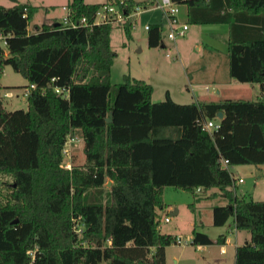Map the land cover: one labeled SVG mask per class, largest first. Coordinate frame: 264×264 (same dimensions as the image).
<instances>
[{
    "label": "trees",
    "instance_id": "1",
    "mask_svg": "<svg viewBox=\"0 0 264 264\" xmlns=\"http://www.w3.org/2000/svg\"><path fill=\"white\" fill-rule=\"evenodd\" d=\"M10 1L0 6V74L11 67L35 89L26 110L7 112L0 99V264H166L176 242L159 232L166 187L195 197L217 190L226 202L212 208L213 226L233 218L249 236L234 264H264V201L238 198L229 171L264 166V0H173L190 25H228V75L260 89L255 101L183 105L168 93L152 102L151 85L130 75L111 84L114 26L93 25L103 4L71 0L66 25L45 19L29 30L34 6ZM125 2L127 14L154 6ZM132 26L121 27L128 40ZM162 30L148 27V48H160ZM203 121L220 128L208 133ZM76 132L85 159L68 170L63 146ZM191 237L193 246L212 244L195 229Z\"/></svg>",
    "mask_w": 264,
    "mask_h": 264
},
{
    "label": "rangeland",
    "instance_id": "2",
    "mask_svg": "<svg viewBox=\"0 0 264 264\" xmlns=\"http://www.w3.org/2000/svg\"><path fill=\"white\" fill-rule=\"evenodd\" d=\"M19 3L29 2L32 7L34 6L35 11L32 17V22L29 25V30L33 29L34 24H42L45 19L54 18L66 25V15H67V5L70 0H14ZM85 4H104L108 0H83ZM138 2H144L147 0H136ZM159 0H153V7L144 10L135 16H132L128 21L132 23V28L130 34L132 36L131 40H128L124 35L122 26H114L110 33V46L112 50L116 53L117 57L111 67V84L118 85L123 82V77L130 75L132 78L137 80H142L151 85L152 90H154L152 98L154 101H163L164 94L166 90H170L173 94L185 90L184 86H187L190 92L185 90L188 94H191L192 86L188 84L186 74L189 78L196 80L195 75L198 79H203L207 90H204L207 95L215 96L216 89H214L209 83L211 78H213L212 73L215 67L223 68L225 67V62L216 64L210 59L209 55L212 51L203 50V56L200 57L196 52L195 48H191V44L188 45L182 38L172 42L168 40L166 35V29L162 30L163 41L166 45L165 48H148L147 46V35L144 30L145 26L151 25H166V19L163 17L161 11L156 8V2ZM113 2V0H111ZM0 6L4 8H10L14 6V3L10 0H0ZM181 9L179 7V19L182 20L183 17ZM52 22V21H49ZM165 27V26H163ZM188 31V30H187ZM186 31V32H187ZM191 29L187 33H189ZM185 33V34H187ZM184 38V37H183ZM183 40V41H182ZM202 43L214 48L215 43L211 41L209 36H205L201 39ZM179 45L178 56L173 52L174 44ZM182 43V44H181ZM216 49L225 47V42L218 41L216 43ZM206 46V45H204ZM202 55V54H201ZM218 57L222 55L218 52L216 53ZM200 58V59H199ZM216 64V65H215ZM216 69V68H215ZM217 77V73H214ZM193 83V82H192ZM27 85L25 79L18 73H14L11 67H4L0 74V99L2 101L3 108L7 112H14L17 110H26V97L23 94L24 87ZM203 88V86H202ZM237 90L234 88L230 90L229 97L233 100L243 99L248 101H255L257 97L260 96V89L248 90L243 86L238 87ZM72 136V135H71ZM77 138V145L72 147L71 159L65 158L63 161V166L65 164L82 165L84 163V154L81 148L82 138L79 132L73 135ZM72 136V137H73ZM229 171L233 176H237L239 179L243 180L242 183L238 184L235 195L240 198L243 197L246 200H253L256 202L264 201V166L258 168L251 165H240L238 167H229ZM1 180H6L5 177L0 176ZM106 187H110L107 182ZM219 194V192H217ZM207 194V193H206ZM164 200H173L180 204L182 213L180 218H182L181 227V237L183 242H189L190 240V230L191 220L196 221L197 227L196 231L202 232L203 228L199 226V223L205 224L204 230L211 236H216L217 227L211 225V211L210 205L222 206L226 200L222 197L220 200L214 199H204L196 205L201 204L197 209L192 210L190 206L194 203L192 196L188 192H183L172 187H166L164 193ZM202 195V194H198ZM205 196L202 195L203 198ZM188 198V200H187ZM209 198V197H207ZM179 218V219H180ZM173 222L165 225L163 229H169L177 224V220L171 218ZM242 233L248 235L245 231ZM248 237V236H247ZM178 246V245H177ZM170 247L166 251V264H234L231 254H228V249H224L223 253L220 252V247H214L205 253L201 251H193L192 249H187L186 246ZM186 248V249H185ZM178 259V263L175 260Z\"/></svg>",
    "mask_w": 264,
    "mask_h": 264
},
{
    "label": "crops",
    "instance_id": "3",
    "mask_svg": "<svg viewBox=\"0 0 264 264\" xmlns=\"http://www.w3.org/2000/svg\"><path fill=\"white\" fill-rule=\"evenodd\" d=\"M71 1V0H70ZM137 3H144V2H138L136 0H133ZM89 4V3H88ZM183 10L181 9L182 12V17L183 19L180 20V22L182 23H187V10L185 6H182ZM149 9V8H148ZM54 18H52L53 20ZM48 20V19H46ZM52 20H48V21H52ZM39 25V24H36ZM165 26L163 27V29H166V25H162ZM189 29H191V31L189 33H187L189 31ZM188 31L186 32L187 34L185 35L184 38H182L188 45L191 46V48H195L196 52L199 54L200 57L203 56L202 51L203 50H208V51H212L209 55L210 59L215 63H221V61H223V63L225 62V67L223 68H217L215 67L213 69V73L212 76L213 78H211V84L209 83V85H211L214 89H216V93L215 96H210L207 95V91L208 89L206 88V84L204 82L203 79L199 80L198 76L195 75L196 80H192L189 78V75L186 74V78L188 81L189 86L191 85L193 89H191V94H188L185 90H187L188 92H190V90L188 89L187 86H184L185 90L181 91L180 89H178V92L176 94H173V92H171L170 90H166L164 96L166 97V93L169 94V97L171 98V100L178 105H183V104H191V103H201V102H218L220 100L223 99H230L229 97V92L230 90H233L234 88H236L237 90L239 89L238 87L243 86L244 88H248V90H256L259 89L258 85H251V84H247V83H237L236 81H234L233 79H230L229 75H228V66H227V43H228V39H229V27L227 24H199V25H190L188 24ZM205 36H209L211 41L214 42H209V43H215L214 48L210 47V45L208 46V43H202L201 39ZM182 40V41H183ZM218 41H222L225 42V47L223 48V46L221 47V50L216 49L215 47L217 46L216 43H218ZM182 44V43H181ZM163 48L166 47L164 41L162 43ZM206 45V46H204ZM161 48V49H163ZM179 45H176V43L174 44L173 52L175 53V55L178 56V49ZM220 53L222 55V57H218V55H216V53ZM202 54V55H201ZM200 59V58H199ZM215 64V65H216ZM214 73H217V77L214 76ZM193 82V83H192ZM203 86V88H202ZM204 90H207L206 92ZM154 93V90H153ZM153 96V95H152ZM164 97V99H165ZM233 100V99H231ZM164 101V100H163ZM152 102H159V101H154V99L152 98ZM162 102V101H160ZM81 148L83 151V147L81 144ZM260 167V166H258ZM232 174V173H231ZM233 176V174H232ZM233 177H237V176H233ZM238 178V177H237ZM238 186V185H237ZM165 191V190H164ZM217 190H210L206 193H203L202 195L205 194V196L202 198V195L197 194V196H192V200L194 201V203H191L190 206L192 207V210L197 209L196 206H200L201 204L196 205L195 203H199L201 200L204 199H214V200H220L219 198L220 195L217 193ZM164 193V192H163ZM201 194V193H200ZM209 197V198H207ZM188 200V198H187ZM161 201L164 205V209L162 211H157L158 215H159V219H160V226H159V232L162 235H170L172 237L175 238H181V227L180 225L182 224V218H180V214L182 213L181 211V207L180 204H178L177 202L173 201V200H164V195H162L161 197ZM225 204V203H224ZM196 205V206H195ZM223 205V204H222ZM214 206L210 205V211H211V218H212V208ZM169 219V221L166 222V219ZM175 219L177 220V224L175 226H173L171 228V230L167 229H163L165 227V225L173 222V220L171 219ZM180 218V219H179ZM211 225L213 226V218L211 221ZM191 226L192 229L190 230L192 232L193 229H195L197 227L196 225V221L195 220H191ZM199 226L203 228V231L201 233H205L207 235V237L210 238V240L212 241V244L210 245H198V246H193L191 245H186L187 249H192L193 251H201L202 253L207 252L208 250L214 248V247H220V252L223 253L224 249H228L229 253L232 256V260L233 262H235V249L238 246H241L244 242L249 240V236L242 233V235L240 234V232L236 231L235 229V225H234V220L233 218H230L225 225H223V227H220L219 229H217V234L216 236H211L210 234H208L206 232V230H204L205 224L199 223ZM196 230V229H195ZM191 232H190V240L189 242L192 241V237H191ZM198 232V231H197ZM248 236V237H247ZM170 247H176L179 248L177 245H171L168 246V248ZM168 248L165 249V254L166 251L168 250ZM185 248V249H186ZM175 263H178V259L175 260Z\"/></svg>",
    "mask_w": 264,
    "mask_h": 264
},
{
    "label": "built area",
    "instance_id": "4",
    "mask_svg": "<svg viewBox=\"0 0 264 264\" xmlns=\"http://www.w3.org/2000/svg\"><path fill=\"white\" fill-rule=\"evenodd\" d=\"M125 6L126 2L125 0H117L116 3H113L111 1H108L107 3L103 4L95 13V20L93 25H107L111 24L113 26H122L125 24L126 20L130 19L132 16H135L136 14L147 10L148 8H143L141 6H136L133 8V11L130 13L125 12ZM156 8H158L163 17L166 19V35L168 40L175 42L183 37H185V33L188 30V24L180 22L179 19V6L174 3L173 0H159L156 2ZM68 12V10H67ZM81 24H85L86 20L85 18H81ZM66 20V19H65ZM66 24V23H65ZM149 26H145L144 30L147 31ZM0 40H2L3 45H6V40L2 35H0ZM35 87L33 85H30L28 87L24 88L23 94L25 97H28V93L30 90H34ZM53 92L57 94L64 95L65 98H68V89L59 88V87H53ZM201 126H203V129L207 131L208 133H211L212 131H216L220 128L218 122L214 121H203ZM77 138L71 135H68L66 137L65 143H64V150H63V157L71 159V150L72 147L77 145ZM225 168H228L229 162L225 159H221L219 161ZM63 166V165H62ZM65 169L71 170L72 166L70 164H65L63 166ZM233 177V176H232ZM233 185L232 189H235V187L242 183L243 180L241 178L233 177ZM200 189L196 190V194H200ZM169 221V219H166V222ZM175 245L178 246H186L191 245V242H183L181 238H176Z\"/></svg>",
    "mask_w": 264,
    "mask_h": 264
},
{
    "label": "water",
    "instance_id": "5",
    "mask_svg": "<svg viewBox=\"0 0 264 264\" xmlns=\"http://www.w3.org/2000/svg\"><path fill=\"white\" fill-rule=\"evenodd\" d=\"M160 48H163V45L160 46ZM223 118V115L222 113H220L218 116H217V120L220 121L221 119ZM112 121L111 119V114L109 115V117L105 120V122L107 124H110V122ZM110 184V182H108ZM111 185V184H110Z\"/></svg>",
    "mask_w": 264,
    "mask_h": 264
}]
</instances>
